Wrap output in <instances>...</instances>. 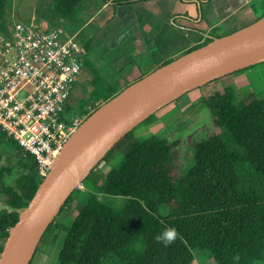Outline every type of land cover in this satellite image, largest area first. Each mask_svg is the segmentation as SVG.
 Returning <instances> with one entry per match:
<instances>
[{
  "label": "trees",
  "instance_id": "obj_1",
  "mask_svg": "<svg viewBox=\"0 0 264 264\" xmlns=\"http://www.w3.org/2000/svg\"><path fill=\"white\" fill-rule=\"evenodd\" d=\"M10 1L0 0V32L7 29ZM85 1L55 0L52 17L74 22ZM140 1L148 0H114L116 5ZM90 49L85 43L84 52ZM88 78L91 89L79 82L68 114L84 111L93 101L104 103L126 87H100L96 74ZM233 95L225 85L201 95L216 132L192 142V157L183 171L177 142L156 135L139 139L135 129L118 142L100 164L122 146L121 164L102 180L92 171L84 181L94 186L86 202L76 203L78 213L71 223L63 226L67 234L59 264H192L198 249L210 252L215 264L264 263V97L247 95L235 103ZM0 142L18 151L19 169L0 168V199L5 204L0 241H6L42 179L32 156L24 158L15 141L0 132ZM75 193L59 214L73 204ZM101 195L122 197L124 205L116 209ZM162 206L169 208L166 216L160 214ZM56 221L42 241L58 229ZM167 227H175L177 236L165 247L155 237Z\"/></svg>",
  "mask_w": 264,
  "mask_h": 264
},
{
  "label": "water",
  "instance_id": "obj_2",
  "mask_svg": "<svg viewBox=\"0 0 264 264\" xmlns=\"http://www.w3.org/2000/svg\"><path fill=\"white\" fill-rule=\"evenodd\" d=\"M264 63V16L167 62L123 88L69 138L53 168L20 213L0 264H31L42 238L70 196L127 134L185 94Z\"/></svg>",
  "mask_w": 264,
  "mask_h": 264
},
{
  "label": "rangeland",
  "instance_id": "obj_3",
  "mask_svg": "<svg viewBox=\"0 0 264 264\" xmlns=\"http://www.w3.org/2000/svg\"><path fill=\"white\" fill-rule=\"evenodd\" d=\"M104 14H108V12ZM112 15L113 12H111L113 19L104 28L96 23L85 27L83 26L84 23L62 22L61 26L66 30H80L82 42H85V36L93 37L96 34L93 47L88 53H84L82 58L85 72H82L80 81L82 84H80L86 90L92 87L88 78L89 74L91 78L92 74H96L100 78V87L107 86L119 89L139 80L158 63L146 62L155 40L152 34L147 32L144 23L136 20L135 8L132 10L130 7H119L115 16ZM262 66L264 64L252 66L249 69H244L245 71L240 70L239 73H233L236 75H227L217 79L213 84L185 94L178 101L156 112L149 121L136 127L133 132L134 137L146 139L156 135L169 142H177L179 145L177 148L179 171H183L192 157V148L190 147L192 142L205 140L216 132L212 114L200 101V97L198 99V96L213 90V88L219 89L225 85L232 88L235 103L247 95L255 94L258 97H264V89L261 90L264 85L260 84L258 80V71H254L257 68H264ZM260 78V81H264V72L260 73ZM253 86L260 88L261 92L255 93L252 90ZM122 150V146H118L107 161L97 166L93 176L96 175L102 180L112 167H118L122 162ZM17 154L16 148H12L8 143L0 142V168L3 166L18 168ZM7 182L12 184L13 180L8 179ZM93 186L91 182L86 181L76 190L73 204L56 217L58 229L49 238H45L41 242V247L36 252L31 264H59V254L67 234L63 226L71 223L78 213L76 203L86 202L88 189H92ZM100 198L116 209H121L124 205V198L122 197L114 198L101 195ZM3 208H5V204L0 199V210ZM168 213L169 208L167 206L160 208L162 216H166ZM5 242L0 241V249L4 247ZM200 256H203L201 258L203 264H215L214 258L207 250L199 249Z\"/></svg>",
  "mask_w": 264,
  "mask_h": 264
},
{
  "label": "built area",
  "instance_id": "obj_4",
  "mask_svg": "<svg viewBox=\"0 0 264 264\" xmlns=\"http://www.w3.org/2000/svg\"><path fill=\"white\" fill-rule=\"evenodd\" d=\"M84 53L80 34L62 26L9 19L0 32V132L16 142L24 158L32 156L41 179L73 133L103 104L93 101L84 111L68 114Z\"/></svg>",
  "mask_w": 264,
  "mask_h": 264
},
{
  "label": "crops",
  "instance_id": "obj_5",
  "mask_svg": "<svg viewBox=\"0 0 264 264\" xmlns=\"http://www.w3.org/2000/svg\"><path fill=\"white\" fill-rule=\"evenodd\" d=\"M54 5L55 0H11L7 10L10 19L33 21L49 28L61 27L62 22H70L65 19L56 21L52 17ZM119 7L135 8L136 20L144 23L147 32L155 40L146 62L158 63L148 73L211 38L233 33L264 16V0H148L126 5H116L114 0H86L74 24L84 23L83 26L89 27V24L96 23L104 28L113 19L111 12L115 16ZM71 32L81 34L80 30ZM95 35L85 36L83 44L88 42L92 48L96 41ZM254 71H258V80L264 85V81H260V73L264 72V68ZM252 90L261 92L256 86ZM194 256L192 264H203L199 249L194 252Z\"/></svg>",
  "mask_w": 264,
  "mask_h": 264
},
{
  "label": "clouds",
  "instance_id": "obj_6",
  "mask_svg": "<svg viewBox=\"0 0 264 264\" xmlns=\"http://www.w3.org/2000/svg\"><path fill=\"white\" fill-rule=\"evenodd\" d=\"M177 236V229L175 227H167L156 235L155 239L161 242L165 247L171 244Z\"/></svg>",
  "mask_w": 264,
  "mask_h": 264
}]
</instances>
